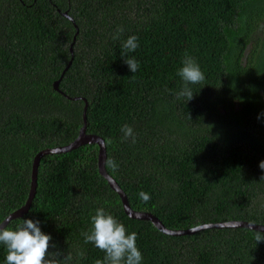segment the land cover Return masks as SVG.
Here are the masks:
<instances>
[{"label": "trees", "instance_id": "1", "mask_svg": "<svg viewBox=\"0 0 264 264\" xmlns=\"http://www.w3.org/2000/svg\"><path fill=\"white\" fill-rule=\"evenodd\" d=\"M118 26L124 32L113 40ZM131 35L139 47L126 55L139 61L136 73L122 57ZM185 53L205 75L189 85V101L175 95ZM81 98L85 132L102 138L104 169L132 210L168 229L264 225V0H0V221L24 203L35 153L76 137ZM125 124L135 143L123 139ZM100 207L137 233L142 264H264L256 230L167 235L128 217L97 171L94 143L42 155L27 211L4 227L39 221L50 252L94 264L105 253L81 232Z\"/></svg>", "mask_w": 264, "mask_h": 264}, {"label": "clouds", "instance_id": "2", "mask_svg": "<svg viewBox=\"0 0 264 264\" xmlns=\"http://www.w3.org/2000/svg\"><path fill=\"white\" fill-rule=\"evenodd\" d=\"M124 32L122 26H118L112 35L113 40H119ZM139 47L138 37L136 35L128 36L122 44L124 63L132 73H136L140 67L139 61L135 57L127 56V53L134 52ZM183 66L177 72L182 79L183 85L178 91L176 99L186 97L187 101L194 96L189 85L201 84L205 80V75L201 71L195 58L184 55ZM123 139H131L136 142L132 127L125 124L121 127ZM111 143V140L106 141ZM108 167L116 171L118 165L115 160L106 161ZM259 167L264 170V161L259 163ZM139 197L145 203L151 197L141 191ZM91 228L88 231L81 232L85 243H93L96 248L103 251L105 256L103 260L96 259L94 264H142L143 255L139 250L136 241L137 233H129L125 225L119 222L113 215L105 211L103 207L97 208L95 214L90 217ZM39 221L23 219L13 230L7 227L0 228V244L6 248L5 264H71L73 259L71 253L50 252L49 248L51 236L44 234ZM255 242L264 240L260 231H255ZM84 256L83 251L77 253V258Z\"/></svg>", "mask_w": 264, "mask_h": 264}, {"label": "water", "instance_id": "3", "mask_svg": "<svg viewBox=\"0 0 264 264\" xmlns=\"http://www.w3.org/2000/svg\"><path fill=\"white\" fill-rule=\"evenodd\" d=\"M61 15L72 22V18L67 15L66 11L61 12ZM69 51H70V56H72L71 48H69ZM69 63L70 61L65 66V69L67 68ZM59 79L53 82V89L60 93V90L57 87ZM77 98H80V97H72L71 99H77ZM81 99L83 100V107H82V114H81L82 123H81L80 128L78 129L76 137L65 145L43 148L39 150L37 153H35V155L33 156L32 162H31L30 184H29V190L27 193V197L24 203L20 207L10 212L8 215H6L5 218H3L0 221V228L4 227L8 223V221L22 216L27 211L31 198L34 194V190H35L37 164L42 155L52 154V153L54 154L63 153V152H67L83 144L94 143L97 145V171L106 180L110 189H112L118 195L120 202H121L123 212L128 217L133 218V219L147 220L150 223H152L156 227L157 230L167 235L192 234L204 228H219V227H244V228H248V229H252V230H256V231H260L264 233L263 224H256V223H251V222L243 221V220H228V221H223V222L203 223V224H199V225L185 228V229H168V228H165L161 224V222L151 213L146 212V211L132 210L127 204V199L123 191L119 188L117 183L109 176V174H107V172L104 169L105 150H104V143H103L102 138L95 134L85 132V115L84 114H85V109H86V101L84 98H81Z\"/></svg>", "mask_w": 264, "mask_h": 264}, {"label": "rangeland", "instance_id": "4", "mask_svg": "<svg viewBox=\"0 0 264 264\" xmlns=\"http://www.w3.org/2000/svg\"><path fill=\"white\" fill-rule=\"evenodd\" d=\"M260 35V34H259Z\"/></svg>", "mask_w": 264, "mask_h": 264}]
</instances>
